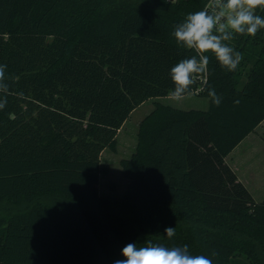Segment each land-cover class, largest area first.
Wrapping results in <instances>:
<instances>
[{"label":"trees","instance_id":"16d2710c","mask_svg":"<svg viewBox=\"0 0 264 264\" xmlns=\"http://www.w3.org/2000/svg\"><path fill=\"white\" fill-rule=\"evenodd\" d=\"M207 2L0 0L11 93L0 110V264H113L147 239L213 264H264V196L255 201L225 160L264 119V29L229 42L243 55L234 72L208 53L193 85L206 109L156 100L195 54L177 47L174 25ZM151 98L119 162L125 193L100 194L102 151Z\"/></svg>","mask_w":264,"mask_h":264},{"label":"clouds","instance_id":"9594fccd","mask_svg":"<svg viewBox=\"0 0 264 264\" xmlns=\"http://www.w3.org/2000/svg\"><path fill=\"white\" fill-rule=\"evenodd\" d=\"M264 11V0H209L200 10L188 12L174 25L171 36L177 47L190 50L195 54L181 59L170 70V79L174 88L169 91V99L183 101L192 95L196 77L208 71L210 57L219 65L234 72L243 60V55L230 45L236 35L255 37L264 29V16L257 10ZM6 66H0V110L7 105L10 95L9 84L5 77ZM203 91V89H201ZM211 102L219 107L222 97L215 88L207 89ZM23 96V93H16ZM239 105V100L233 101ZM166 237L175 236V227L165 228ZM124 259L113 264H213L208 256L191 254L188 245L167 246L146 240L143 244L128 243L123 247ZM218 253L213 251L212 256Z\"/></svg>","mask_w":264,"mask_h":264},{"label":"rangeland","instance_id":"374dc122","mask_svg":"<svg viewBox=\"0 0 264 264\" xmlns=\"http://www.w3.org/2000/svg\"><path fill=\"white\" fill-rule=\"evenodd\" d=\"M203 81L206 77H202ZM202 85L195 88L192 95L184 99L183 101L174 102L169 99V96L156 98L162 102L170 103L181 109H206L208 106V97L198 95L202 89ZM154 98L147 99L140 105H138L129 115V118L119 128L116 138V148H106L101 153V166L106 169L104 173L100 175L98 190L100 194L109 195L113 197L122 196L127 188V180L121 174L120 159L128 157L136 143L137 125L140 119L153 107ZM264 127L259 128L258 135L255 136L259 141V135H263ZM264 136V135H263ZM260 141H262L260 139ZM264 177V173H263ZM262 195L256 193L257 198H262Z\"/></svg>","mask_w":264,"mask_h":264},{"label":"crops","instance_id":"0c3cea01","mask_svg":"<svg viewBox=\"0 0 264 264\" xmlns=\"http://www.w3.org/2000/svg\"><path fill=\"white\" fill-rule=\"evenodd\" d=\"M261 126L264 127V119L232 149L225 159L255 201H261L264 196V133L259 135L262 141L259 139L255 142V136L258 135ZM256 193L262 195V198H257Z\"/></svg>","mask_w":264,"mask_h":264}]
</instances>
